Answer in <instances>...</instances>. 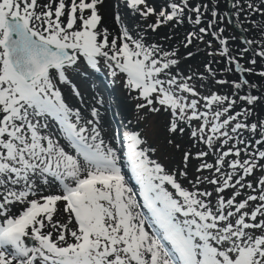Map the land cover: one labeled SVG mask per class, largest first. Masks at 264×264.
<instances>
[{
  "label": "snow or ice",
  "instance_id": "1",
  "mask_svg": "<svg viewBox=\"0 0 264 264\" xmlns=\"http://www.w3.org/2000/svg\"><path fill=\"white\" fill-rule=\"evenodd\" d=\"M107 3L0 0V264H264V0H232L260 34L237 55L219 0H112L115 29ZM101 61L137 125L166 115L171 168L144 129L105 132L73 82Z\"/></svg>",
  "mask_w": 264,
  "mask_h": 264
},
{
  "label": "rangeland",
  "instance_id": "2",
  "mask_svg": "<svg viewBox=\"0 0 264 264\" xmlns=\"http://www.w3.org/2000/svg\"><path fill=\"white\" fill-rule=\"evenodd\" d=\"M111 2L112 0H108V3L100 9V13L103 17V22L105 25H107L110 29H115L117 26L113 23L112 15H111ZM213 3H216V0H213ZM228 7V0H219V14L221 17H224L222 21H218V26L224 28L223 37H228L229 39V47L232 51L233 55H237V50H242L244 47L243 45V39L240 37L236 31H229L227 29V17L225 13H227L229 10H227ZM232 17H234L237 20V24L243 30L244 34V40H260V34L257 30L253 29L251 23L249 22L250 19H246L245 14L241 13L240 15H236L237 9H234L232 7ZM208 19L211 18L210 13L208 14ZM255 19H259V17H253ZM153 19H155L153 17ZM188 29V26L186 25L185 28H183V33H178L176 30L175 33V39L171 41L170 44L166 45V47H172L173 45H176L179 39L181 38V35L183 37L185 31ZM170 32V28H161L159 33H156L153 37L152 33H149L150 38H154L158 40L160 36H163L166 33ZM235 38V39H231ZM239 40V47L237 46V41ZM251 47H256V45H253ZM203 49V45H201V50ZM184 49H180V55H184ZM236 52V53H235ZM251 52V51H250ZM253 54V52H251ZM250 58V55L247 54L244 57L245 62ZM83 66V64H82ZM190 66L189 63L186 61H183L180 65L181 69H187ZM101 71L97 72L94 70H91L90 68H86L87 75L86 76H80V77H73V82L77 84L79 89L81 90L82 94L84 95L85 99L92 103L91 97L93 95H97L101 97L104 101L102 105H99L100 111L103 110L104 112H107L110 122L108 123L109 126H104L105 132L108 135H111L113 131L120 134V139L123 140V132L125 130H132V129H144V134L146 135L148 142L150 144H153L157 147L158 151L155 154L154 158H158L161 163H164L166 166L171 168L173 165H175L180 158V152L174 150L173 147L169 146L167 144L168 134L165 131V123H166V115L160 114V115H154L149 116L148 118V124L151 125L150 127L145 128L144 124L137 125L136 124V112L134 111V104L137 101H134L130 98V96L127 94V91L122 87V83L120 80H113V78L108 75L107 69L104 68L103 61L100 63ZM192 67V66H191ZM257 67H260V61L258 59ZM195 68V67H193ZM200 71L202 69L199 68ZM254 79L257 81L256 84H258L257 78ZM260 91V90H259ZM67 94V93H66ZM70 101L72 103H76L74 98L70 97ZM121 107V108H120ZM123 108V109H122ZM131 122V123H130ZM177 143H181L183 148H187L193 153L197 150L195 147L191 146L188 142V138L180 137L176 140ZM200 148H203V145L199 146ZM127 160L123 159L121 160L122 170L126 174L129 170L127 168L128 164L126 163ZM127 168V169H126ZM194 169H190L192 171ZM207 174V173H206ZM127 175V174H126ZM257 176L260 175L259 172L256 174ZM132 176V175H131ZM129 182V184L134 188V190L138 191L139 185L137 184L135 188L132 183H130V180L126 178ZM132 179V178H131ZM133 179L135 180L134 176ZM209 190L211 191V187H209ZM230 194V193H229ZM15 211V209H13ZM59 218V217H57Z\"/></svg>",
  "mask_w": 264,
  "mask_h": 264
},
{
  "label": "trees",
  "instance_id": "3",
  "mask_svg": "<svg viewBox=\"0 0 264 264\" xmlns=\"http://www.w3.org/2000/svg\"><path fill=\"white\" fill-rule=\"evenodd\" d=\"M186 27V25L185 26H182V27H178V29H177V32L178 33H183L182 32V30H183V28H185ZM227 29L230 31H235V30H233V29H231L230 28V26L228 25V23H227ZM181 38H182V35H181ZM237 42V46L239 47V40H236ZM216 43V45H217V48L219 47V44H218V42H215ZM200 48H201V45H200ZM183 48H181V50H182ZM189 50H193V49H189ZM237 52V51H236ZM235 52V53H236ZM184 54H185V49H184V52H183ZM249 55H250V57L251 56H253V54L251 53V52H249L248 53ZM205 59V53H204V51H203V49L200 51V53L194 58V59H191V60H184V61H186L187 63H189L190 64V66H192V67H195V68H200V69H202V71H203V68H202V65L200 64V61H202V60H204ZM216 59L217 60H219L220 59V57L219 56H217L216 57ZM241 63H245V60H243V61H241ZM214 67H219V65H214ZM258 68V67H257ZM229 79H235V77H231V76H229L228 77ZM255 78H257V80L259 81L258 82V85H264V80H262L259 76H255ZM249 79L252 81V82H254V83H256L257 81L254 79V76H251V77H249ZM260 89L259 88H257V89H255V90H253V94H260V91H259Z\"/></svg>",
  "mask_w": 264,
  "mask_h": 264
},
{
  "label": "water",
  "instance_id": "4",
  "mask_svg": "<svg viewBox=\"0 0 264 264\" xmlns=\"http://www.w3.org/2000/svg\"><path fill=\"white\" fill-rule=\"evenodd\" d=\"M227 10H229L228 13V20H229V25L238 31V34L240 35V37H242V39L244 40V34H243V30H241V28L239 27V25L235 22V20L232 18V0H228V7ZM245 43V42H244ZM248 46V45H247Z\"/></svg>",
  "mask_w": 264,
  "mask_h": 264
},
{
  "label": "bare ground",
  "instance_id": "5",
  "mask_svg": "<svg viewBox=\"0 0 264 264\" xmlns=\"http://www.w3.org/2000/svg\"><path fill=\"white\" fill-rule=\"evenodd\" d=\"M121 108V107H120ZM100 109V108H99ZM123 109V108H122ZM101 117H102V123L104 126H109L110 118L107 114V112H104L103 110L100 111ZM125 174V173H124ZM126 176V174H125ZM131 186V185H130ZM139 199V198H138ZM146 211V210H145Z\"/></svg>",
  "mask_w": 264,
  "mask_h": 264
}]
</instances>
